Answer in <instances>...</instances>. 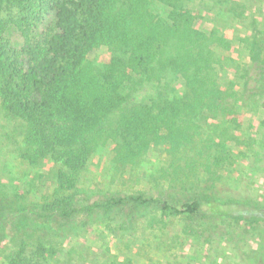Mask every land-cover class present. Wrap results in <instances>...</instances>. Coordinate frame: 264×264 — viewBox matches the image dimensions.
Segmentation results:
<instances>
[{
    "label": "trees",
    "instance_id": "16d2710c",
    "mask_svg": "<svg viewBox=\"0 0 264 264\" xmlns=\"http://www.w3.org/2000/svg\"><path fill=\"white\" fill-rule=\"evenodd\" d=\"M192 1L0 0V107L15 123L14 135L22 137L23 160L38 166L52 159L59 165L54 193L36 210L24 208L14 216L0 201V248L8 238L18 246L4 258L6 264H60L57 248L42 242L38 221H21L26 212L37 213L48 228L57 217L93 216L98 208L111 216L129 201L135 208L163 202L139 195L78 207L80 175L108 143L117 169L135 168L152 149L163 147L168 158L160 176L168 193L163 215L185 214L192 223L205 219L208 227L196 232L188 223L185 232L230 247L240 264H264V205L222 199L214 184L202 187L195 180L200 166L229 163L228 143H237L242 133L243 102L264 108V33L254 26L240 39L250 63L223 87L218 69L224 71L231 59L213 46L230 51L233 45L222 29L197 27ZM211 1L230 14L241 2ZM157 6L167 11L158 13ZM9 25L24 37L21 50L4 36ZM38 29L40 38L33 40ZM101 48L109 55L99 66L89 55ZM141 85L153 86L154 93L133 101L132 91ZM11 223L16 236L8 235Z\"/></svg>",
    "mask_w": 264,
    "mask_h": 264
},
{
    "label": "rangeland",
    "instance_id": "374dc122",
    "mask_svg": "<svg viewBox=\"0 0 264 264\" xmlns=\"http://www.w3.org/2000/svg\"><path fill=\"white\" fill-rule=\"evenodd\" d=\"M190 7L199 15L197 27L207 32L222 29L226 41L233 45L230 51L213 46L216 52L231 59L224 71L218 69L219 82L225 87L230 79H234L236 72L241 75L250 63L248 51L240 39L254 26L264 33V0H241L233 14L225 7L221 10L211 0H193ZM156 11L162 13L167 9L157 6ZM237 15L239 17L235 18ZM40 34L39 29L34 30L31 37L39 39ZM4 36L15 50L24 47V37L15 27L7 26ZM108 55L106 48H101L94 50L89 58L100 66ZM241 88L240 84L235 90L240 93ZM153 93V86L141 85L132 91V98L133 101H141L150 98ZM241 121L240 140L228 143L233 153L229 163L200 166L195 180L202 187L214 184L215 193L222 199L264 205V108L254 100L243 102ZM14 126L15 123L5 117L0 107V201L3 205H10V213L15 216L17 210H36L37 205L52 196L57 186L59 165L52 159L38 166L23 160L20 154L25 144L22 137L14 135ZM113 157L112 143L97 149L80 175L75 192L78 207L84 209L87 203L139 195L164 202L168 193L160 176L163 170H168V158L163 147L152 149L135 168L117 169L112 163ZM205 169L215 171L219 178L214 179ZM163 202L155 201L135 208V203L129 201L128 205L117 207L110 217L100 208L93 216L79 213L69 219L57 217L48 222L49 229L44 227L46 220L39 218L37 213L35 216L26 212L21 221L27 225L38 221L36 229L41 231L42 242L57 248L56 260L60 264H123L127 260L136 264H240L237 254L230 247L203 237L194 238L185 232L188 223L197 232L198 226L206 228L209 222L196 219L192 223L185 214L175 217L163 215ZM38 212H41L40 209ZM11 220L16 222L14 217ZM13 223L8 226L9 236H16L18 232L12 230ZM252 234L254 232L248 236ZM17 249L12 238L3 242L0 264H6L4 258Z\"/></svg>",
    "mask_w": 264,
    "mask_h": 264
}]
</instances>
